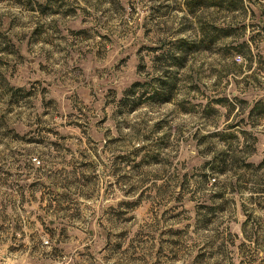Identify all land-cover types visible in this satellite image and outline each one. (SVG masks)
I'll return each instance as SVG.
<instances>
[{
    "label": "rangeland",
    "instance_id": "rangeland-1",
    "mask_svg": "<svg viewBox=\"0 0 264 264\" xmlns=\"http://www.w3.org/2000/svg\"><path fill=\"white\" fill-rule=\"evenodd\" d=\"M0 264H264V0H0Z\"/></svg>",
    "mask_w": 264,
    "mask_h": 264
},
{
    "label": "trees",
    "instance_id": "trees-1",
    "mask_svg": "<svg viewBox=\"0 0 264 264\" xmlns=\"http://www.w3.org/2000/svg\"><path fill=\"white\" fill-rule=\"evenodd\" d=\"M188 45H190V44H188ZM187 46V45H186ZM188 47V46H187Z\"/></svg>",
    "mask_w": 264,
    "mask_h": 264
}]
</instances>
